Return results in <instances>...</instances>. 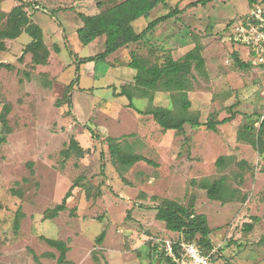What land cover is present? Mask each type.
I'll list each match as a JSON object with an SVG mask.
<instances>
[{"label":"rangeland","instance_id":"obj_1","mask_svg":"<svg viewBox=\"0 0 264 264\" xmlns=\"http://www.w3.org/2000/svg\"><path fill=\"white\" fill-rule=\"evenodd\" d=\"M122 1L0 0L5 12L27 3L51 52L46 65L33 67L29 54L19 60L31 41L25 32L6 40L0 50V61L13 66L0 68V115L9 109L6 126L0 120V134L7 133L0 145V264H58L48 254L57 257L59 251L41 236L65 241L69 264H167L162 254L169 257L168 242L182 241L183 235L156 219L164 199L185 206L195 200L224 263L264 264V156L237 140L243 124L253 120L258 126L263 119L264 80L252 65L238 68L232 57L235 51L249 62L233 29L249 0L196 5L199 0H168L167 7L159 5L135 21V30L142 32L175 7L181 10L178 15L106 61L83 62L104 51L105 38L83 46L77 32L83 24L79 13L96 14ZM195 46L203 47L207 75L194 70L193 89L186 92L191 107H181L180 92L158 91L152 103L144 98L134 84L136 71L128 67L132 55L162 64L169 51L179 59ZM149 107L169 111L173 124L189 111L198 113L203 123L233 113L235 117L217 131L186 124L184 133H177L164 131L153 116L138 112ZM130 134L126 141L134 151L156 164L141 161L120 174L105 139ZM72 136L90 151L83 158L73 155L62 166L61 151ZM225 154L240 161L245 201L210 200L192 182L219 177L215 161ZM80 176L82 187L74 189L67 209L47 219L46 213L61 203ZM254 215L261 219L246 232L243 225ZM102 231L105 239L97 244ZM198 239L205 250H212Z\"/></svg>","mask_w":264,"mask_h":264},{"label":"trees","instance_id":"obj_2","mask_svg":"<svg viewBox=\"0 0 264 264\" xmlns=\"http://www.w3.org/2000/svg\"><path fill=\"white\" fill-rule=\"evenodd\" d=\"M208 1L209 0H199L193 2V4L196 5ZM263 2L264 0H249V7L253 3ZM168 3V0H124L96 14L79 13V17L83 24L78 28L77 32L83 46H87L96 39L105 38L104 51L92 57H84L81 60L83 62L106 61L111 54L139 42L156 26L175 17L181 10L175 7L170 10L169 13L153 19L140 33L135 30L134 22L143 16H148L150 12L159 5L167 7ZM27 7V3H20L15 5L9 12L0 11V50L6 48V40H15L25 32L31 37V41L24 47L19 60H21L24 55L29 54L33 67L46 65L50 56V49L44 42L41 27L32 20ZM97 7H102L100 1L97 2ZM202 49L203 47L195 46L179 59H174L172 53L169 51L162 64H149L147 60L133 54L132 60L128 63V67L136 71L134 84L142 88L144 98H147L150 103H152L155 93L158 91L180 92L182 93L180 94L179 101L181 107L189 109L191 107V102L186 92L193 89V82L196 80L194 70L201 76L207 75L206 60L203 56ZM71 54L74 56L72 50ZM232 57L234 64L240 69H247L251 66L250 62L241 59L238 52L234 51ZM76 60L78 61V58ZM0 68L12 69L13 66L11 63L0 61ZM25 74L28 78L30 77L28 72ZM71 89L70 87V90ZM60 103L61 101L58 100L57 104ZM68 103L71 104L70 101ZM130 105L129 103V106ZM8 112L9 109L6 108L0 115L1 123L4 126H6V116ZM138 112L153 116V119L164 131L173 129L177 133H184L186 124L192 127H205L209 130L217 131L218 125L230 122L235 117L233 113L221 120L209 119L207 122L203 123L198 113L189 111L188 114L182 116L178 123L173 124L170 112L165 109L149 107L146 110H139ZM6 135L7 133L4 135L0 134V145L6 142ZM130 136H133V134L122 137L108 136L105 139L110 156L120 174L128 172L136 163L141 161H145L149 164H156L146 156L134 151L133 146L126 141ZM237 140L251 144L258 151L259 155H264V116L258 126L257 121L253 120L243 124L237 130ZM89 151V149L83 147V145L72 136L67 147L61 151L63 157L61 165L65 166L66 161L73 155L83 158ZM29 164L32 165V163ZM215 165L220 172L219 177L213 179L209 177H204L199 180L194 179L192 181L193 184H196L203 190L208 199L219 201L222 204L232 203L234 201H245L247 199V194L242 189L245 176L239 169L241 165L240 161H238L233 154H225L220 155L216 159ZM83 180L84 177L80 176L73 182L61 203L57 204L46 213L47 219H53L57 217L60 212L67 209L69 198L73 196V191L76 187H82L80 182ZM232 181H235L234 185H232ZM99 194L100 192L98 195ZM156 219L164 222L168 230L182 234V241L192 242L199 236V239L196 241L200 242L207 249L212 247L209 239L211 228L209 227L207 216L203 213H197L194 199H192L189 206H185L174 199H164L161 205L157 207ZM260 219V216L254 215L252 221L244 223V230L246 232L252 231L255 222ZM105 235L106 232L102 231L96 237V243L102 244ZM41 238L59 251L57 257L49 253L48 255L50 257L55 258L58 264H69L67 260L69 247L65 241L45 236H41ZM174 247L175 249L177 248L176 245ZM162 256L167 264H171V259L164 252Z\"/></svg>","mask_w":264,"mask_h":264},{"label":"built area","instance_id":"obj_3","mask_svg":"<svg viewBox=\"0 0 264 264\" xmlns=\"http://www.w3.org/2000/svg\"><path fill=\"white\" fill-rule=\"evenodd\" d=\"M237 41L247 50L248 60L264 80V2L253 3L234 24ZM165 249L171 264H226L220 259L218 248L205 250L199 243L171 241ZM177 246L175 249L174 246Z\"/></svg>","mask_w":264,"mask_h":264},{"label":"crops","instance_id":"obj_4","mask_svg":"<svg viewBox=\"0 0 264 264\" xmlns=\"http://www.w3.org/2000/svg\"><path fill=\"white\" fill-rule=\"evenodd\" d=\"M248 11V10H247ZM246 11V12H247ZM243 14H245V13H243ZM31 18H32V16H31ZM32 20H33V18H32ZM34 21V20H33ZM50 54H51V52H50ZM247 55V54H246ZM50 57V56H49ZM247 58H248V56H246ZM107 60H108V58H107ZM41 66V65H40ZM153 118V117H152ZM156 122V121H155ZM157 124V123H156ZM159 126V125H158ZM192 127V126H191ZM193 128H200V127H193ZM166 131H168V130H166ZM174 131V130H173ZM261 156V155H260ZM262 156H264V155H262Z\"/></svg>","mask_w":264,"mask_h":264}]
</instances>
